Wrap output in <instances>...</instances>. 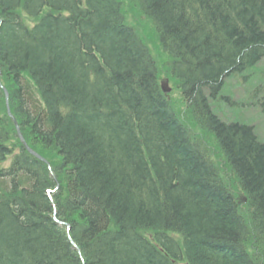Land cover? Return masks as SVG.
I'll return each mask as SVG.
<instances>
[{"label": "trees", "instance_id": "1", "mask_svg": "<svg viewBox=\"0 0 264 264\" xmlns=\"http://www.w3.org/2000/svg\"><path fill=\"white\" fill-rule=\"evenodd\" d=\"M141 10L147 41L172 58L181 95L170 101L188 102L218 154L160 89L150 45L127 24ZM20 11L37 26L24 29ZM0 14L11 107L57 178L1 119L0 161L12 162L0 170V264H264V142L221 122L204 92L217 96L264 57V0H0ZM58 183V218L77 247L53 217L47 189Z\"/></svg>", "mask_w": 264, "mask_h": 264}, {"label": "rangeland", "instance_id": "2", "mask_svg": "<svg viewBox=\"0 0 264 264\" xmlns=\"http://www.w3.org/2000/svg\"><path fill=\"white\" fill-rule=\"evenodd\" d=\"M240 86L237 84L236 79H232L231 86L235 91L236 99H242V102L237 106H230L227 102L223 101L220 104L221 112L224 115L232 116L233 120L237 119L242 122L251 124L255 127L259 138L264 140V112L260 106H254L255 96L253 95L254 86L264 82V60L254 68H250L240 74ZM231 87L227 85L226 92L230 91ZM253 90L247 96V91ZM229 119V118H228Z\"/></svg>", "mask_w": 264, "mask_h": 264}, {"label": "water", "instance_id": "3", "mask_svg": "<svg viewBox=\"0 0 264 264\" xmlns=\"http://www.w3.org/2000/svg\"><path fill=\"white\" fill-rule=\"evenodd\" d=\"M162 85H163V89L165 91H169V89L167 88V84L166 83H163ZM19 135L21 136V139L23 140V136H22L21 132H19ZM30 151L33 152L34 154H36V152H34L33 150L30 149Z\"/></svg>", "mask_w": 264, "mask_h": 264}]
</instances>
